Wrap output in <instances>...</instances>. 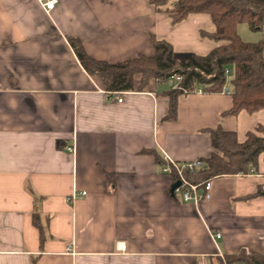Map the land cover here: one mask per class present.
Wrapping results in <instances>:
<instances>
[{
  "label": "crops",
  "instance_id": "1",
  "mask_svg": "<svg viewBox=\"0 0 264 264\" xmlns=\"http://www.w3.org/2000/svg\"><path fill=\"white\" fill-rule=\"evenodd\" d=\"M200 30L214 31L209 15L172 25L148 0H58L49 13L37 0H0V264H221L217 248L225 260L264 255V195L245 199L264 185L263 155L254 172L212 178L197 206L160 172L163 154L208 158L206 130L217 126L244 142L264 109L223 116L229 87L179 96L167 120L168 83L139 91L135 75L133 91L110 94L68 42L118 64L153 56V39L204 56L216 45ZM210 233L221 235L215 244Z\"/></svg>",
  "mask_w": 264,
  "mask_h": 264
},
{
  "label": "trees",
  "instance_id": "2",
  "mask_svg": "<svg viewBox=\"0 0 264 264\" xmlns=\"http://www.w3.org/2000/svg\"><path fill=\"white\" fill-rule=\"evenodd\" d=\"M158 13L167 14L175 25L189 15H209L214 25L213 32L200 30L199 36L216 46L206 55L177 56L172 45L165 40L152 41L154 55L109 64L90 58L79 40L69 38L68 42L83 69L97 77L106 92L133 91V77L141 76L138 87L142 91L151 80L166 81L173 75L182 80L178 87L168 90L169 101L167 120L176 118L177 98L197 90L206 93H221L226 84V76L231 71V108L223 116H235L241 111L251 114L264 109V42H243L237 34V26L246 24L252 32L264 29V0H148ZM210 135L213 152L201 160L202 169L189 173L187 180L199 183L223 175H247L256 171L260 155L264 158V125H258L253 132L238 143L234 132L217 126L206 130ZM264 195L262 188L245 199ZM36 217L33 224L42 229ZM43 240V239H42ZM227 264H264V255L240 253L227 258Z\"/></svg>",
  "mask_w": 264,
  "mask_h": 264
},
{
  "label": "built area",
  "instance_id": "3",
  "mask_svg": "<svg viewBox=\"0 0 264 264\" xmlns=\"http://www.w3.org/2000/svg\"><path fill=\"white\" fill-rule=\"evenodd\" d=\"M40 6L49 13L52 11L57 4L58 0H37ZM182 78L179 75H173L168 78L166 81H162L157 78L154 81L157 83H168V85L175 89L178 87ZM198 93L201 90H197ZM222 92L229 94L228 89L226 87L223 88ZM113 95H118L119 93L109 92ZM117 102H121L122 99L116 97ZM67 151H73L72 147H67ZM203 164L201 161H194L189 163H177L171 160L167 155L163 154V162L160 164V172L162 174H166L173 177L174 183L179 182V186L176 187L173 191V194L178 196L183 202L192 203L197 206L199 203L203 201H208L210 198L212 179H205L199 183H191L187 180L185 176V171L189 173H194L200 169H202ZM262 189L264 190V185H262ZM84 193H81L79 197L84 196ZM78 197L77 194L73 193L70 197L67 198L68 202L72 203ZM220 233H210V238L215 242L220 239ZM216 255L221 259V264H227L225 257L221 254L217 248ZM203 264V263H200Z\"/></svg>",
  "mask_w": 264,
  "mask_h": 264
},
{
  "label": "rangeland",
  "instance_id": "4",
  "mask_svg": "<svg viewBox=\"0 0 264 264\" xmlns=\"http://www.w3.org/2000/svg\"><path fill=\"white\" fill-rule=\"evenodd\" d=\"M174 1L175 0H171V2ZM237 34L243 42H257L260 40L264 42V29L261 32H252L248 29L246 24H240L237 26ZM263 59H264V51H263ZM231 79H232V72L230 71L226 76V84H225L226 88L231 87Z\"/></svg>",
  "mask_w": 264,
  "mask_h": 264
},
{
  "label": "water",
  "instance_id": "5",
  "mask_svg": "<svg viewBox=\"0 0 264 264\" xmlns=\"http://www.w3.org/2000/svg\"><path fill=\"white\" fill-rule=\"evenodd\" d=\"M179 186V182H175L171 187V193H173L174 189Z\"/></svg>",
  "mask_w": 264,
  "mask_h": 264
}]
</instances>
